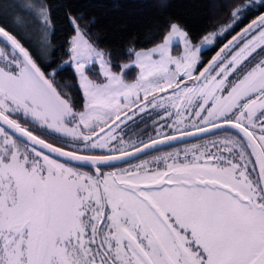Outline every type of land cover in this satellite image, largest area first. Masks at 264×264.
<instances>
[{"label":"snow or ice","instance_id":"snow-or-ice-1","mask_svg":"<svg viewBox=\"0 0 264 264\" xmlns=\"http://www.w3.org/2000/svg\"><path fill=\"white\" fill-rule=\"evenodd\" d=\"M58 7L63 39L51 0H0V264H264V0L203 36L164 21L160 43L123 51L100 47L72 0ZM66 67L82 96L56 82ZM148 109L164 112L155 136L126 139ZM209 133L210 148L156 157L162 170L105 171Z\"/></svg>","mask_w":264,"mask_h":264},{"label":"trees","instance_id":"trees-1","mask_svg":"<svg viewBox=\"0 0 264 264\" xmlns=\"http://www.w3.org/2000/svg\"><path fill=\"white\" fill-rule=\"evenodd\" d=\"M12 3L21 5L18 0H11ZM67 0H51L53 7H57V11L53 13L56 20V27L58 29L57 37L63 39L64 33L62 31L64 25L61 20L64 16V11L58 6L66 3ZM73 4L80 10L84 11L90 16H94L97 24L94 28L97 42L100 47L108 50L115 48L117 51H123L129 47H135L137 50L152 47L161 42L156 37L159 35L160 26L164 21H177L187 26L190 32L203 36L208 32L218 30L227 26L229 21V14L236 6L248 4L250 0H72ZM162 4L166 6L162 7ZM255 14H248V19L235 28L231 35H227V43L233 36L238 33L255 19L256 15L261 14L258 9H255ZM9 16L13 19L19 17L26 23L32 24L31 17L28 13L20 7L14 8ZM21 31H31L29 26L20 25ZM219 47L223 44L220 40L215 41ZM216 47V51L219 49ZM181 49V47H180ZM174 46V52L180 50ZM204 50H207L204 49ZM216 51H208L207 55H202L201 60L207 61ZM68 60V56L60 55L57 63ZM128 58L123 57L121 63L127 62ZM117 70V69H114ZM138 69H133L129 72L126 78L133 81ZM73 73L71 69L66 67V70L56 76V82L62 87L66 84H72L70 95L82 96L78 88L75 86V81L72 79ZM155 113L158 109L154 110ZM58 143V142H57ZM61 144V143H60ZM58 143V145H60Z\"/></svg>","mask_w":264,"mask_h":264},{"label":"flooded vegetation","instance_id":"flooded-vegetation-1","mask_svg":"<svg viewBox=\"0 0 264 264\" xmlns=\"http://www.w3.org/2000/svg\"><path fill=\"white\" fill-rule=\"evenodd\" d=\"M217 51H219V49ZM214 55H216V52ZM213 56H211L207 61L211 60ZM147 111H148V113L151 114L150 118L148 117L147 114L137 113L133 118V120L136 122L135 124H133V121H128L130 128L125 129V132H126L125 138L126 139H128V138L147 139L150 136H155V132L153 131V128L158 127L159 123L164 122V119H163L164 112H163V109H158V112H157V113H159V115H158L157 113H155V111L153 109H148ZM129 114H131V113H129ZM142 116L144 117L143 120H141ZM157 116H160L161 118L159 120H156L155 117H157ZM171 119H168L167 123L170 124ZM136 125H138V127ZM121 127H124V125H122ZM181 127H183V126H181ZM189 127H190V125H189ZM117 131L119 132V130H117ZM214 139H218V137L213 136L211 134H207V135L202 136V137L190 138V139H186L184 141L167 144V145H164L162 147H159L158 150H152V151H149L147 153H143L142 155L139 156V158L131 159L130 162L120 161L117 163V169H105V171H113V170H118V169H123V168L135 167L136 165L142 164L145 161L148 162V165H147L148 168L155 169V167L158 165L159 166L164 165V163L162 161H157L155 159L156 157L164 156L167 153L175 154L176 152H180L181 158H183V154H184L185 149H191L193 147V145H203V144H207V146L210 148L211 147V141ZM49 140H50V142L54 143L55 145H58V143L59 144L61 143L60 140H58V139L49 138ZM58 146H61V144ZM213 151H214V149H213ZM53 158H56V157H53ZM60 160H61V162H64L62 159H60ZM169 162H171V161H169ZM83 170L92 171L89 169H83Z\"/></svg>","mask_w":264,"mask_h":264},{"label":"rangeland","instance_id":"rangeland-1","mask_svg":"<svg viewBox=\"0 0 264 264\" xmlns=\"http://www.w3.org/2000/svg\"><path fill=\"white\" fill-rule=\"evenodd\" d=\"M18 2L22 5L23 3H24V0H18ZM32 21V19H30V21L29 22H31ZM30 25H32V24H30V23H26L25 24V21H23V23H22V26H29V28H30ZM155 46V45H154ZM154 46H152V47H154ZM174 46H175V44L173 45V48H172V54L173 55H176L177 53H175L174 52ZM152 47H149V48H152ZM180 47H181V49H182V45H180ZM149 48H143V50H147V49H149ZM139 50H141V49H139ZM131 82V81H130ZM134 118V117H133ZM156 118V120H159L161 117L160 116H157V117H155ZM172 119H171V121H170V124L174 121V120H176V119H178V117H176L175 116V114H173V116L171 117ZM122 126V125H121ZM181 126H184V125H180V127ZM203 145H207V144H203ZM203 145H200V146H203ZM144 163V162H143ZM157 167H159L161 170L165 167L164 165L163 166H156L155 167V169L157 168Z\"/></svg>","mask_w":264,"mask_h":264},{"label":"water","instance_id":"water-1","mask_svg":"<svg viewBox=\"0 0 264 264\" xmlns=\"http://www.w3.org/2000/svg\"><path fill=\"white\" fill-rule=\"evenodd\" d=\"M210 134V133H209ZM197 137H202V136H200V135H192V136H190V137H188V138H186V139H190V138H197ZM186 139H176L175 141H173L172 143H175V142H180V141H184V140H186ZM164 145H167V144H161L160 145V147H162V146H164ZM143 154V153H142ZM141 154V155H142ZM60 159H62L63 160V158H60ZM120 162V161H119ZM118 163V162H117Z\"/></svg>","mask_w":264,"mask_h":264}]
</instances>
